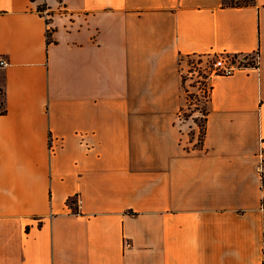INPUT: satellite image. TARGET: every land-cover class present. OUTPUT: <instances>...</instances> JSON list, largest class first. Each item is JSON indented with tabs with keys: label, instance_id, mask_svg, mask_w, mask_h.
I'll return each instance as SVG.
<instances>
[{
	"label": "crops",
	"instance_id": "0c3cea01",
	"mask_svg": "<svg viewBox=\"0 0 264 264\" xmlns=\"http://www.w3.org/2000/svg\"><path fill=\"white\" fill-rule=\"evenodd\" d=\"M236 1L0 0V264H264V0ZM198 55L258 59L210 77L200 148Z\"/></svg>",
	"mask_w": 264,
	"mask_h": 264
},
{
	"label": "rangeland",
	"instance_id": "374dc122",
	"mask_svg": "<svg viewBox=\"0 0 264 264\" xmlns=\"http://www.w3.org/2000/svg\"><path fill=\"white\" fill-rule=\"evenodd\" d=\"M237 3H243L245 0H237ZM214 69L212 61H207L206 57L204 59V64L202 66L201 70H191L190 66L187 64V60L182 59L180 62V70L182 72V76L184 79V85H183V91L184 96L187 102L188 96H192V104H191V110L195 109L196 105V99L195 95L200 99L199 108H201L205 104V98L203 99V95L205 93V90L207 89L206 84H203L204 81L202 75H204L206 72H212ZM201 74H200V73ZM4 102V94L3 89L0 87V104ZM189 104V102H188ZM0 105V110H1ZM193 108V109H192ZM192 117L189 119H183L182 122H178V125L184 135L183 137V144L185 146L191 147L194 142L195 144L199 141L201 138V132H200V126L202 125V113L200 110H194L192 112ZM196 120V122H194ZM262 170H263V179H264V163L262 164Z\"/></svg>",
	"mask_w": 264,
	"mask_h": 264
},
{
	"label": "trees",
	"instance_id": "16d2710c",
	"mask_svg": "<svg viewBox=\"0 0 264 264\" xmlns=\"http://www.w3.org/2000/svg\"><path fill=\"white\" fill-rule=\"evenodd\" d=\"M251 0H245V2L240 3V4H248ZM253 1V0H252ZM187 60V64L190 66L191 70H201L202 66L204 64V56L203 55H198V56H187L186 57ZM200 73V72H199ZM201 74V73H200ZM212 75H220L218 72L214 73L213 71L210 72H206L204 75H202L204 81L202 82L203 84H206L207 86V91L205 90V94H210L211 93V86L209 85V79L210 77H212ZM183 85H184V79H183ZM205 99V104L199 108V103L201 102L200 99L195 95V99H196V105H195V109L194 110H200L202 113V125L200 126V132H201V138L199 139V141L194 145V147L196 148H200L203 146V142H204V137L206 134V121H207V116L209 113L208 110V101L210 97H207V95H203ZM189 98H187V103L191 102V100L193 99L192 96H188ZM203 98V99H204ZM1 105V110H0V114H5L7 112V108H6V104L5 101L3 103L0 104ZM187 108L190 110L189 113H185L186 118H189L192 116V112H194V110H191V106H187ZM193 109V108H192ZM194 122H196V120H194ZM263 163H264V150H263ZM262 182L264 185V179L262 177Z\"/></svg>",
	"mask_w": 264,
	"mask_h": 264
},
{
	"label": "built area",
	"instance_id": "2783aa9c",
	"mask_svg": "<svg viewBox=\"0 0 264 264\" xmlns=\"http://www.w3.org/2000/svg\"><path fill=\"white\" fill-rule=\"evenodd\" d=\"M205 59V58H204ZM207 61H212L213 63V72H218L220 75H229L235 72L236 70L242 69V68H256L258 66V59L257 56H225V55H213L206 57ZM7 61L2 58L0 55V67L7 66ZM207 91V90H206ZM207 97H210V94H205ZM204 98V96H202ZM207 99V98H205ZM191 106V103H187V106ZM190 110L188 108H185L182 113L179 115V121L182 122L185 113H189ZM263 175V170H262Z\"/></svg>",
	"mask_w": 264,
	"mask_h": 264
}]
</instances>
